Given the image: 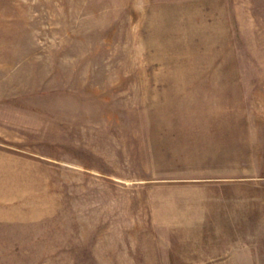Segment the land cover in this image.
Masks as SVG:
<instances>
[{"label": "rangeland", "instance_id": "rangeland-1", "mask_svg": "<svg viewBox=\"0 0 264 264\" xmlns=\"http://www.w3.org/2000/svg\"><path fill=\"white\" fill-rule=\"evenodd\" d=\"M0 148V264H264V0H0Z\"/></svg>", "mask_w": 264, "mask_h": 264}, {"label": "crops", "instance_id": "crops-1", "mask_svg": "<svg viewBox=\"0 0 264 264\" xmlns=\"http://www.w3.org/2000/svg\"><path fill=\"white\" fill-rule=\"evenodd\" d=\"M3 152L2 149L0 148V166L2 165L3 162ZM27 196V193H14V192H7V191H1L0 192V209L5 208L6 209V214H0V221H9L12 220L10 217L13 216L11 213L10 208H19L24 206L22 201L25 199ZM5 216V217H4Z\"/></svg>", "mask_w": 264, "mask_h": 264}]
</instances>
